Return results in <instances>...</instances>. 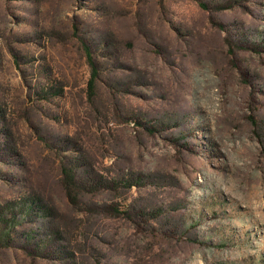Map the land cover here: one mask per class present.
<instances>
[{"label":"rangeland","instance_id":"1","mask_svg":"<svg viewBox=\"0 0 264 264\" xmlns=\"http://www.w3.org/2000/svg\"><path fill=\"white\" fill-rule=\"evenodd\" d=\"M0 215V264H264V0H0Z\"/></svg>","mask_w":264,"mask_h":264},{"label":"trees","instance_id":"2","mask_svg":"<svg viewBox=\"0 0 264 264\" xmlns=\"http://www.w3.org/2000/svg\"><path fill=\"white\" fill-rule=\"evenodd\" d=\"M82 45H83V48H84L85 53L87 55L89 64L93 68V77L90 81V90L93 91L95 89L97 70H96L94 63H93L90 47L87 44H85L84 42L82 43ZM70 173H71V171L69 172V170L65 169V175H66L68 180L71 179ZM8 223H10V220H7L2 215H0V242L1 243H7L8 240L10 239V233L6 231V226ZM3 224H4L5 228L2 227Z\"/></svg>","mask_w":264,"mask_h":264}]
</instances>
